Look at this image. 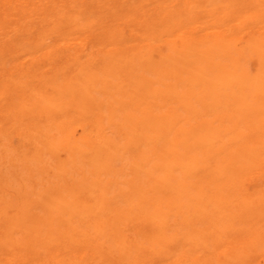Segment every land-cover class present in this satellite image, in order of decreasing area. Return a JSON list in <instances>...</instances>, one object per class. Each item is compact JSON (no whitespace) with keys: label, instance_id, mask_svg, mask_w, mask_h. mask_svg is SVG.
I'll return each instance as SVG.
<instances>
[{"label":"bare ground","instance_id":"obj_1","mask_svg":"<svg viewBox=\"0 0 264 264\" xmlns=\"http://www.w3.org/2000/svg\"><path fill=\"white\" fill-rule=\"evenodd\" d=\"M58 1L54 2L55 5L61 4ZM161 1L163 2V0ZM161 1L159 0L155 4L154 0L155 5L151 10L149 7L143 10L138 9L140 4L135 7L131 3L132 0H120L121 5L110 7L116 11H113L116 13L115 16L123 8L126 10L123 11L124 14L121 11L120 13L123 15L120 14V16L126 17L124 19L127 24L131 22L132 27L123 28V30L128 34H130L129 32L132 34L133 29L136 28L139 29V32L140 29L144 30L148 36L146 37L144 33L143 36L146 37L144 39L149 40L144 44H140V40L134 35H127L122 29L115 28L112 23L114 21L109 19L114 18L115 20L114 14L111 13L110 16L113 18L107 16L105 18L107 21L103 26H106L105 23L108 21H112L109 24L113 26H109V24L104 26L105 32H99L101 33L99 34L95 31L97 28L94 25L100 23L95 22L93 26L96 29L94 30L93 27L90 29H93L97 35L95 32V35H91L93 32L90 34V29H87L88 32L84 34V37L85 35L88 37L89 34L93 37L89 41L90 35V37L82 39L83 44L86 45L90 42L92 45V51L87 53L90 57L86 62L83 61L84 57H82L83 60L80 59V56L76 58L77 56L75 57V54L70 52L74 49L71 48V45L69 51L62 52L61 50L60 54L55 48L54 51L57 55L51 50L56 58L59 57L61 60L63 55L62 57L66 60V62L57 60L63 65L58 67L59 63L55 64L56 71H64L71 65L72 73L74 72L73 74L77 77L78 74L81 77L84 74L86 76L90 74L82 81L78 80L77 83L71 80L68 83L69 89L77 87V84V90L81 91L89 84L95 87L103 82V91L109 86L110 91L120 95L119 110L125 118L124 128L129 141V149H127L130 150L131 156L129 158L128 154L127 157L130 159V174H132L128 181L130 189L123 195L125 209L106 211L109 206L105 200H101L92 205L93 208L98 209V214L89 216L86 211H83V204H75L73 207H69L68 216H53L49 213L48 216H41L46 220L41 224L31 222L20 226L21 237L19 240H27L33 250H37L41 246L49 250L52 247L55 248L57 252L50 257H52V261L55 259L60 264H91L93 260H96L94 258L96 255L105 259L115 250L103 242L93 244L92 236H96L95 239L100 236H103L104 239L110 237L114 241L117 251L127 257L128 264H137L138 257H140V264H159L158 262L160 264H264V186L251 191L248 188L253 179L264 180V0H226L227 7L219 15L216 14V9H207L203 6L207 0H194L203 7L201 6V9L193 12H190L188 8V11H185L189 1L186 5L184 4L186 2H183L185 0H176L179 4L175 5L176 7H168L169 10L162 5ZM15 2L11 4H15ZM17 2L22 1L17 0ZM83 2L88 3L86 0H83L82 4ZM101 2L97 3V10L102 9ZM27 3L32 5L35 2ZM165 3L168 4V0L164 1ZM21 4L16 5L24 6ZM40 5L38 4L39 7ZM52 5L51 7L54 8ZM95 5V3L92 4V7ZM38 6L36 5V8L33 5L36 10L39 8ZM41 6L43 8V5ZM65 7L68 8L67 5ZM3 8L5 7L3 6ZM5 9L3 11L8 10ZM14 9L17 10L15 13L19 10ZM30 9L32 10L31 7ZM45 10L41 12L46 13ZM72 11L69 12L71 16L73 15ZM34 12L36 17L38 13ZM82 12L86 11L82 10ZM5 13L7 15V12ZM20 14V12L19 15L16 14L19 19ZM90 14L84 16H87L86 18L89 20ZM53 15L54 18L57 13L54 12ZM8 16L6 17L8 18ZM44 16L43 14V19ZM46 16L49 17V15ZM38 17L40 19L41 16L38 15ZM52 17L47 19L51 22ZM65 17L64 15L63 19ZM83 17L81 18L85 19ZM121 17L120 19H122ZM29 18L31 19L32 16ZM162 18L165 20L163 23H161ZM9 20L8 22L11 21ZM137 21L139 22L136 23ZM99 22L101 21L99 20ZM158 22L164 26L162 30ZM198 22H202L200 24L206 27L203 28L209 30H205L206 32L202 30L198 27ZM26 24L25 22L23 25L26 26ZM48 24L50 25V23ZM172 24H174L172 28L175 27V24L178 25L176 26L178 28L176 36L172 35ZM69 26L70 30L76 27L74 23ZM85 27L87 26L85 25ZM13 28L15 29V27ZM243 28L247 29L243 32L246 36V44L240 47L238 41L239 46L237 47L234 39L241 41L238 35L239 31L242 33ZM44 30L46 29L44 28ZM75 31L78 34V40L79 30ZM165 33L167 37L163 39L162 36ZM9 34L7 36L10 37ZM7 36L1 37L2 40L5 38L4 40L7 41ZM22 39L24 38L22 37ZM64 39L60 40L65 41L67 38ZM11 41L14 46V40ZM30 41L27 45H30ZM78 41L79 44L73 43L80 46L81 41ZM5 43L2 47L7 46L8 49L9 46ZM55 43L58 42L55 41ZM52 44L54 45V40ZM52 44L51 46H53ZM107 46L110 48H106ZM10 47L12 48V46ZM59 47L61 49V46ZM83 48L85 49V47ZM83 48L81 49L84 50ZM76 51L78 52V50ZM51 52L48 53L51 54ZM86 52L84 56H86ZM13 53L16 54L15 51ZM37 56L42 58L39 54ZM42 56L44 57V55ZM52 58L50 57V59ZM40 59L39 63L42 61ZM49 63L51 65V62ZM32 64L36 63L33 61ZM46 64L42 63L43 66ZM36 66V68L39 67L38 64ZM49 69L54 70V67ZM49 69H46L48 73ZM37 70L40 72L41 69ZM53 70L50 71L55 72ZM100 75L105 76V79L100 80ZM118 75L120 77L124 75L126 78L123 77L124 79L119 82L117 81ZM54 77L56 78V76ZM107 77L112 79L108 80ZM21 85L20 82H12L11 89H16ZM84 92L81 91L75 95L82 96ZM79 96L67 100V103L69 106H75L78 111H84ZM114 109L112 104L109 105L110 115L113 114ZM70 117H72V121L75 120V116L74 118L69 116L68 122L71 121ZM66 119L68 118L66 117ZM77 122L76 120V126ZM59 126L61 127V125ZM83 126H86L85 123ZM89 131L86 132L90 135ZM91 132L93 133V131ZM87 134H84L81 140L87 148H78V151L95 166L101 160L100 156L107 150L108 145L104 142L103 135L100 140L103 143H100V141L96 142V139L93 140L94 142H90L91 136L88 137ZM27 148L29 149L30 146ZM14 151L17 154L16 150ZM34 154L37 155L35 152ZM18 157L21 160L20 164L29 169L26 164L27 154L20 151ZM92 191L89 192L92 193ZM92 194L94 195V193ZM15 227V217L7 216L0 208V234L4 233L7 236V242L11 245L15 244L11 236ZM127 229L132 230L137 237H140V245H136L124 237ZM76 246H80L77 255H75ZM18 247L20 249V246ZM31 248H28V251ZM88 248L93 250L92 257L86 259L85 253ZM17 249L15 250L17 251ZM19 249L16 252L13 248L15 253L20 252ZM62 249L66 251L67 257L60 256L59 252ZM15 253L13 252V254ZM18 255H14V257L17 258ZM3 256L5 257L4 254ZM17 259L19 262L20 260L27 262L22 256ZM29 259L31 258L29 257L27 260ZM37 259L40 262L39 256ZM6 264H8L7 260ZM26 264L31 263L27 262Z\"/></svg>","mask_w":264,"mask_h":264},{"label":"rangeland","instance_id":"obj_2","mask_svg":"<svg viewBox=\"0 0 264 264\" xmlns=\"http://www.w3.org/2000/svg\"><path fill=\"white\" fill-rule=\"evenodd\" d=\"M0 1H1L0 2V6H1L0 7V13H1L0 14V41L2 40L3 37L7 36L9 34V32H11L9 34L10 37L9 36L6 37V40L10 44L5 43V42H7L4 40L5 38L2 40V42H0V44H1L0 45V99H1L0 100V123H1L0 124V137H1L0 138V208H1V211L4 212L7 216H14L15 221H16V227L14 228V232L11 235L13 238L12 240L15 241V244L11 245L10 243L7 242V236H5L4 233L0 234V236H1L0 256L2 255L0 257V264H6V260H7L8 264L10 263L11 260L12 261L10 264H15V263L19 264L21 262V260H20L21 258L19 259L20 262L18 261L17 258H19L21 256L23 257L24 260H26L28 263H31V264H40L42 261H44L45 263L42 262L41 264H46V263L47 264H60L54 258H53L54 260L52 261V257H50V255L55 254L57 252V250L55 248L52 247L49 250V249H46L44 246H41V247H39V249L37 248V250H33L31 248L32 245L29 242H27V240L20 241L19 240V238L21 237L20 226H22L24 224L31 223V222L41 224V223H43V221H46L44 219L45 217H41V216H48L49 213L52 214L53 216H68L69 215V207L70 206L73 207L75 204L76 205L83 204L84 205V206H82L83 211H86L89 216H95L98 214V211H97L98 209L93 208L92 205L96 201H101V200H105L107 203V206H109L108 209L106 208L107 209L106 211H108L109 209H111V210L113 209L114 211L123 210V209H125V202H124L123 195L125 192H127L130 189V187L128 185V181L131 179L132 174H130L131 173L130 161H129L130 159H128V157H127L128 154H129L128 155L129 158L131 156H130V150H128L129 149L128 148L129 141H128V138L126 135V130L124 128L125 118L123 117L122 112L119 110L120 95L113 92V91H110L109 86H107L105 88V90L103 91V89H102V86H104L103 82H101V84L96 85L97 87L96 86L92 87L89 84L86 88L81 90L83 92L85 91L82 96H79V94L75 95V93L81 92L80 90H77L78 85L76 84L77 87H74L73 89H69L68 83L71 80L74 81L75 83L82 81L83 79L88 77L90 74L88 76H86V74H84V75L81 74L83 78L78 74V77L80 76V78L78 79L77 75L73 74L74 72L72 73L73 67L71 65L68 66L64 71H56L57 66H54L55 64L57 65V63L62 62L63 60L66 62L64 57H62L63 55L61 56V60L59 57L56 58V55H57V53L60 54L61 50H62V52L69 51V48L72 46L71 48H74V49H72L73 51L70 50V52L75 54V57L77 56L76 58H79V56L81 57L80 59H82V60L85 58V60H83V61L86 62L88 60V57H90V56H88V54H89V52L92 51V45L90 42H88V44L86 43V45L83 44L84 41L82 42V39L87 37L86 35L84 37V34H86L90 28L93 27V29H94V26H95L97 28V30H95L96 28L94 30L97 33H99V32L104 33L105 32L104 28L109 23H111L112 21H114L112 23H114L115 28L122 29V30H123V28L127 29L129 27H132V23L129 22L128 23L129 25H128L127 21L124 19L126 17L122 16L125 13L123 11H126L124 8L121 10L123 14L120 13L121 11L119 13H117V16H120V14H122L121 15L122 17L121 16L120 17L124 21L122 19H120V17L115 16L116 13H114V12H116V11H114V10H112V8H110L114 5H116V6L121 5L122 3L120 2V0H109V1L103 0V2H101L102 0L101 1L99 0V2H97V0H91V1L86 0L89 3L88 8H87V6H88L87 2H83V4H82L83 0L82 1L81 0L80 1L79 0H76V1L67 0L69 2V4L67 1L64 2L65 0H62L63 2L61 0H59L62 5L60 3L59 4L62 7L58 3L56 4L57 6L55 5L54 2H57L58 0H55V1L45 0V2H44V0H42V1L30 0L33 3L34 2L37 3V4L34 3L32 5L27 3V2H30L29 0H26V1L25 0L24 1L18 0V1H22L19 3L17 2V0H9V1L8 0H6V1L0 0ZM14 1H16L15 4H11ZM50 1H52L53 3H51ZM70 1H71V3L74 1L72 3L73 5L70 3ZM77 1H78V4H76ZM132 1L133 2H131V3H133V6H135V7L140 4L139 5L140 7L139 6L137 7L138 9L140 8V10H143L144 8L146 9L147 7H149V9L151 10L154 7V5L157 3V1L159 2V0H155L156 2L154 4V0H132ZM164 1H167V0H163V2L161 1L163 3L162 5L165 6L166 8H168V7L171 8V6L176 7L179 4V2H177L176 0L175 1L172 0L171 3H170V0H168V4L167 3L164 4ZM188 1H189V4L187 5ZM48 2L51 4H49ZM93 2L96 5L92 7V4L94 5ZM96 2L98 4H100V2H101V4L103 5L102 9L97 10L96 6H98V4ZM109 2H110V4H109ZM183 2H186L184 4L187 5L186 10H185L186 12L188 11V9L190 12H193L194 10L198 11L199 9H201V6H202V5H200L199 2L197 3L194 0L193 1L192 0H185ZM183 2H181V3H183ZM40 3H41V5H43V8L40 5ZM64 3H67L66 5L68 8L65 7L66 5ZM85 3H87V4H85ZM16 4H21V5L24 4L25 7L19 6ZM38 4L40 5L41 8L38 6ZM52 4L54 5V8L56 6L57 9L56 8L54 9L53 7H51ZM74 4H76V5H74ZM226 4H227L226 0H207L203 6L207 9H216V14L219 15L221 13V11L227 7ZM33 5H35V7L37 5L40 8V12L45 10L46 8H48V9H46L47 11L45 10L46 13H43V12L40 13L39 8L36 10L37 7L35 8V7H33ZM3 6L8 10L3 8ZM29 6L32 8V10L30 9ZM11 7H13V8H11ZM44 7H46V8H44ZM122 7H124V6H122ZM14 8H17L20 11L18 10V12L15 13L17 10L15 11ZM169 8H168V10H169ZM4 9L6 11H3ZM11 10H12V12H11ZM52 10L55 13H57V16H55L56 18L52 17V16H54L53 15L54 12ZM58 10H59V14H58ZM64 10H66V11L64 12ZM71 10H73L72 16H71V13H69V12H71ZM82 10L86 11L87 13L82 12ZM34 11H37V13H38V14L36 13L37 14L36 17H38V15H40L42 18L41 17H40V19H39V17L36 18ZM5 12H7V15ZM19 12L21 13L20 16L23 19H25L26 21L23 19L21 20V17L19 19V16H16V14L19 15ZM47 12H48V14H47ZM60 12H62V13H60ZM88 12L91 13L89 16H91V17L94 16L95 18L89 17V20H88V18H86L88 16L87 14H89ZM93 12H95V13H93ZM4 13H5V15H2ZM10 13L14 16H10L11 15ZM92 13L95 15H93ZM111 13H112V15L114 14L115 20H114L113 16H110ZM8 14H9V16H8ZM28 14H30V15H28ZM43 14L45 15L44 19L47 17L46 15H49V17H52V21H51L52 24L49 21V19H50L49 17H47L49 19H47V18H46V20L43 19ZM83 14L87 15V16L85 17ZM201 14L202 13H200V15ZM64 15L66 17L63 19ZM6 16H8V18ZM31 16H32V18L30 19L29 17H31ZM107 16L112 17L113 19L108 17L112 21H108V23L106 22L105 23L106 26L104 25L105 26L104 27L103 24L105 21H107V19H105V18H107ZM81 17L85 18L87 21L85 19H82ZM4 18H6V19L3 20ZM28 18H29V20H28ZM7 19L8 20L10 19L11 21L9 20L10 22H8ZM13 19H14V21H13ZM118 19H119V21H118ZM64 20H66V21H64ZM99 20L103 23L99 22ZM162 20H163V18H162ZM162 20H159V21H162ZM12 21H13V23L11 24ZM23 21H25L28 25L26 24V26H24L23 24H25V22H23ZM33 21H35V22H33ZM42 21H43L44 25H43ZM164 21L165 20H163L161 23H163ZM21 22H23V23H21ZM47 22L50 23V25ZM95 22L98 24L100 23V24L94 25ZM138 22L139 21H137L136 23H138ZM141 22H143V21H141ZM32 23H33V25H32ZM72 23H74L76 27L74 29L70 30L69 25ZM198 23H196V25H198ZM200 23H202V22H200ZM200 23H199L200 26L198 25V27H200L204 31L209 30L208 28L204 29L206 27H204ZM10 24L13 26H11ZM29 24H31V25H29ZM101 24H102V26H100ZM121 24H122V26H121ZM158 24L160 25V22H158ZM85 25L87 27H85ZM173 25L174 24L171 25V28L173 27ZM109 26H113V25L109 24ZM176 26H178V25L175 24V27L171 29L173 32L172 35H174V36H176L178 33V31H177L178 28H176ZM13 27H15V29ZM163 27L164 26L160 25L161 30L163 29ZM44 28L46 30H44ZM82 28L85 30L84 31L85 33L83 32ZM245 28H247V27H245ZM245 28L242 29V33H241V31H239L238 36L241 38V41L239 39H236V38L234 39V40H236L235 45L237 47L239 46V42H240V47L246 44V36H245V33H243L247 30V29L244 30ZM23 29H24V31H23ZM76 29H77V31L79 30L78 33L80 35H79L78 40L81 41L80 42L81 48L85 47V49L83 48L84 50H82L80 48V46L75 45L76 43L79 44V41L77 40L78 34L75 31ZM93 29L89 30L90 34L93 32V34H91V35H95V33H96L95 31H93ZM99 29H100V31H99ZM173 29H174V31H173ZM41 30H42V32H41ZM56 30H58L57 33H56ZM80 30H82V31H80ZM12 31H14V32H12ZM39 31L41 32V35H40ZM123 31H124V33H126L125 30H123ZM46 32H48V33H46ZM6 33H7V35H5ZM97 33H96V35H97ZM101 33H99V34H101ZM129 33L130 34H128V32H127L126 34L127 35H134L135 37H137V39L140 40V44H144V42L146 43L149 41L147 39H144L148 36H147V33L142 29H140V32H139V29L136 28L135 30L133 29L132 34H131V32H129ZM143 34L146 37H144ZM23 35H25L26 37ZM89 35H88V37L91 36V35L90 36ZM136 35H138V36H136ZM22 37L24 39H22ZM166 37H167V35L165 33L162 36V38L166 39ZM239 37H237V38H239ZM26 38H29V39L27 40ZM64 38L65 39L67 38V39L65 40ZM91 38L93 39V37L91 36L90 39L88 38V41L91 40ZM10 39L14 40L13 41L14 46L11 43L12 41ZM20 39H21V41H20ZM60 39H64L65 41H62ZM75 39L77 40V42ZM53 40H54V45L52 44ZM28 41H30L29 42L30 45H27ZM55 41L58 43H55ZM70 42H72V43L70 44ZM73 42H76V43H73ZM4 43L6 45L8 44L9 47L12 46V48L8 47V49H7V46L2 47ZM51 44L53 46H51ZM55 44H57L58 46ZM63 44L64 45L66 44V45L64 46ZM25 45H27V47H25ZM48 45H49V47H48ZM22 46H23V48L21 49ZM59 46H61V49ZM55 48H56L57 53H56V51H54ZM75 48H77V49H75ZM89 48H91V49L89 50ZM106 48H110V46H107ZM46 49L48 50L49 53L51 52V50L54 51L56 53V55L54 54V52L53 53L51 52V54H49L48 52H46L47 51ZM59 49H60V51H58ZM76 50H78L79 53ZM13 51H15L16 54H14ZM44 51H45V54H43ZM85 52H86L87 58H86V56H84ZM29 54H31V55H29ZM38 54L40 55V57H42L41 59L38 58V56H37ZM41 54L44 55V57ZM46 54H47V56H46ZM48 56H50L51 58L53 56V58L50 59V57H48ZM34 57H37V58H34ZM82 57H84V58H82ZM21 58H24V59H21ZM32 58H34L33 61L36 64H32L33 63V61L31 62ZM43 58H44V61H43ZM39 59L42 60L43 62L40 61V63H39L38 62ZM48 59H50V60H48ZM54 59H56L55 61H57V60L58 61L60 60V61L59 62L57 61L55 63ZM47 61H48V63L51 62V65H53V66L49 65L50 63L48 64ZM89 61H91V60H89ZM30 62H31V64L29 65ZM41 62L43 64L47 63L46 65H44L45 67L42 65ZM65 62H63V63H65ZM37 64L39 67H42V68H39V67L36 68ZM61 64L59 63L58 67L61 66ZM33 65H34V67H33ZM5 67L8 69L6 70ZM52 67H54V70L49 69ZM33 69H36V70L34 71ZM37 69H41L40 72ZM46 69H49V73H48V71H46ZM10 70H11V72H10ZM50 70H53L55 72H52ZM38 73H39V75H38ZM55 74H57V75H55ZM72 74H73V77H72ZM53 75L56 76V78ZM122 76L124 78H126V76H124V75H122ZM123 77H120V75H118L117 81L120 82L122 79H124ZM74 79H76V80H74ZM99 79L104 80L105 76L103 77L102 75H100ZM107 79L111 80L112 78L107 77ZM56 80L58 81V84H57ZM12 82H20V83H22V85L17 87L16 89H11ZM106 84H108V83H106ZM40 86H41V88H40ZM108 90H109V92H107ZM74 91H76V92H74ZM72 92H73V94H72ZM76 96H79V99L81 98L79 101H81L82 106H83L82 108H84V111H82V110L78 111V110H76L75 106H73V105L69 106L68 105L67 100L76 98ZM111 104H112V106L115 107L112 115H110V111H109V105H111ZM26 106H28V107H26ZM60 116H62V117L59 118ZM69 116H73V118L75 116V120L73 119V121H72V117H70L71 121L68 122L67 120H69ZM90 116L95 118V119H92ZM114 116H115V118H114ZM66 117L68 119H66ZM121 117H123V118H121ZM37 118H38V120H37ZM30 120H32V121H30ZM76 120L78 121L77 126H76ZM83 120H84V122H83ZM28 121H29V123L30 122L33 123V121H34V123L29 124V123H27ZM117 121H118V123H117ZM74 122H75V124H73ZM87 122H89V123H87ZM62 123H63V125H62ZM84 123L86 125L85 127L83 126ZM19 125H21V126H19ZM59 125H61V127ZM90 125H91L92 129H91ZM25 128H26V130H25ZM79 130L82 132L84 131L83 135L87 134L86 131L90 130L89 131L90 135L87 134L88 137L91 136L90 137L91 139L89 138L90 142H92L95 139L97 140L96 142L102 140L101 136L103 135L102 138H103V140L105 139L104 142L108 145V148L106 150L107 152L105 151L104 154L100 156V158L101 157L102 158L95 166L90 161H88L85 157H83L78 151V148H81V149L87 148L81 142L83 135H82V132H80ZM91 131H93V133ZM74 133L76 136L77 135L78 136L76 137L74 135ZM22 135H23V137H22ZM25 138H26V141H25ZM100 143H103V142L100 141ZM29 146H30V148H29L30 150L27 148ZM13 149L16 150L17 154H15V151ZM20 151L25 152L27 154L28 160H27L26 164H28L29 169L24 168L20 164L21 160L18 157V153ZM126 151L128 152L127 154H126ZM34 152L37 154L36 155L37 157L35 156ZM78 156H79V159H77ZM88 163H91V164L89 165ZM74 164H76V165H74ZM79 166H81V167H79ZM76 179H77V182H76ZM258 182H260V183H258ZM78 183H80V184H78ZM260 186H264V180L253 179L252 181H250L248 188L251 191L255 188H259ZM89 191H92V193H94V195ZM16 192H18V193H16ZM87 192L91 193V195H89V193H87ZM40 218H42V219H40ZM130 227L133 228L131 225H130ZM94 237H96V236H94ZM94 237L93 236L91 237L93 244L97 243V242H99V243L103 242L105 245H108L110 247L112 246V248L115 250H113L111 252V254L109 256H107L105 259H101V258H99V256L96 255V257H94L96 260H93V262L91 264H128L127 257L124 254L122 255L121 253H119L117 251L116 247L114 246V241L110 237H108L107 239H104L103 236L102 237L100 236L97 239H95ZM124 237L129 239V241L133 242L134 244L140 245V237H137V235H135L132 232V230L127 229L124 233ZM17 245L20 246V249ZM13 248H14V250L16 248H18L20 252L15 253L16 250L14 251ZM28 248H31L30 251H28L29 250ZM76 248H77V250H76L75 255H77V253L80 251V249H79L80 246H76ZM18 249H17V251H18ZM92 251H93L92 249L88 248L87 252L85 253L86 259H88L90 256L92 257V255H91ZM9 252L12 255H10ZM13 252L15 254H13ZM28 252H30L31 254L29 253V255H28ZM51 252H53V253H51ZM59 253H60V256H64V257L68 256L64 249H62V251L60 250ZM3 254L5 255V257L3 256ZM20 254H21V256H20ZM32 254H34V255H32ZM72 254H70V255H72ZM9 255L12 256L13 258L10 257ZM14 255L15 256L18 255L19 257L16 258V257H14ZM28 256L31 259L27 260L29 258ZM38 256H39L40 262L37 259ZM7 257L11 258L10 261H8L9 258L5 259ZM34 257H35L36 261L34 260ZM40 257L41 258L44 257L45 259L44 258L41 259ZM139 258L140 257H138V260H137L138 262L136 261L137 264H140ZM14 261H16V262H14ZM50 261L53 263H51ZM27 262L22 261L20 264H26ZM158 263L160 264V262H158Z\"/></svg>","mask_w":264,"mask_h":264}]
</instances>
